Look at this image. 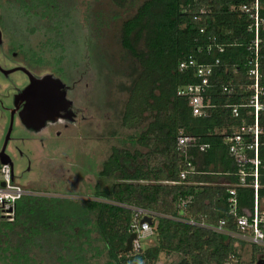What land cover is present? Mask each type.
Here are the masks:
<instances>
[{"label": "trees", "instance_id": "obj_1", "mask_svg": "<svg viewBox=\"0 0 264 264\" xmlns=\"http://www.w3.org/2000/svg\"><path fill=\"white\" fill-rule=\"evenodd\" d=\"M54 1L14 0L13 5L26 17L35 14L44 19L57 6ZM252 1L144 0L122 22L120 45L129 57L131 73L121 125L136 127L151 119L144 131L132 136L148 151L142 154L137 149L130 152L113 146L97 172L99 179L111 180L110 184H96L92 196L210 225L224 218L225 228L237 231L227 202L228 189L234 187L238 213L252 214L254 188L238 184L239 167L225 143L226 136L241 122L231 116L225 104L241 103L250 94L240 86L245 88L252 82L247 62L254 35L249 30L252 20L240 7ZM260 14L264 16V0ZM212 37L222 46L221 51L216 46L207 51ZM189 54L200 63L219 59L206 89L214 106L201 116H194L187 97L177 94L179 87L198 82L193 68L177 67L178 61ZM258 55L264 85L263 43L259 44ZM222 85L233 86L237 92L229 97L222 92ZM239 111L246 112L245 108ZM259 124L262 133L257 173L263 184L256 195L257 206L263 210L264 110L259 114ZM179 133L198 135L209 144L205 152L190 151L198 173L188 174L183 180L179 171L185 165L175 149ZM156 152L160 159L153 157ZM246 168L251 170L252 166ZM210 171L225 173L226 183L214 182ZM246 179L251 184L253 176ZM183 199L189 200L185 209L178 206ZM130 222L129 210L107 202L24 196L16 203L15 220H0V264H98L102 254L108 259L101 264H155L162 252L175 253L177 264H228L238 257L235 239L230 236L166 217L152 222L154 234L143 242L140 252H127L124 247Z\"/></svg>", "mask_w": 264, "mask_h": 264}, {"label": "rangeland", "instance_id": "obj_2", "mask_svg": "<svg viewBox=\"0 0 264 264\" xmlns=\"http://www.w3.org/2000/svg\"><path fill=\"white\" fill-rule=\"evenodd\" d=\"M143 1L55 0L57 6L50 10V17L42 19L35 14L26 17L20 7L10 10L8 5L15 4L14 0H0L9 9L6 24L22 43V49L32 47L42 55L37 69L51 72L71 87L67 94L83 116L80 121L48 125L40 131L23 128L35 135L34 139L9 141L7 150L14 161L15 181L28 187L34 196L82 203L100 199L91 194L96 184H110L109 180L99 179L97 172L113 147L110 120L118 128L115 121L127 100L131 73L129 57L120 45L119 29ZM19 127L16 122L12 136ZM238 256L230 264H255L250 244L243 242ZM107 259L102 254L97 263ZM178 260L175 253L162 252L155 264H176Z\"/></svg>", "mask_w": 264, "mask_h": 264}, {"label": "built area", "instance_id": "obj_3", "mask_svg": "<svg viewBox=\"0 0 264 264\" xmlns=\"http://www.w3.org/2000/svg\"><path fill=\"white\" fill-rule=\"evenodd\" d=\"M261 0H253L250 4H243L240 10L246 12L252 20L249 30L253 33L251 45L249 47L251 56L248 59V76L252 80L251 84L240 90L249 91L250 94L243 98L241 103H227L225 104L230 108L231 116L241 119V122L236 125L232 131L226 136L225 143L227 150L234 162L238 165L239 169L236 173L238 177V184L252 185L254 188V208L252 214H239L237 209V198L234 187L228 189L229 196L227 202L229 204L228 214L232 216L233 221L237 226V233L242 238L246 239L251 244L264 246V209L260 210L257 206L256 191L259 185L263 184L258 179L257 168L260 164L258 158V141L262 133V127L259 124V114L264 110V85L261 84V72L259 69V44H264V16L260 14ZM263 36V37H262ZM216 46L221 51L222 46L216 43V38H210L207 44V51ZM219 64V59L216 58L212 63H200L195 59L192 54L178 61V69L184 70L193 68L195 70L198 82L195 84H186L177 90L178 95L187 97V103L190 107L191 113L194 116L204 115L206 109L213 107L210 103V98L206 95V89L210 86L213 68ZM222 92L226 93L229 97L237 92L236 88L229 85H222ZM245 108L246 112L240 113L239 109ZM209 147L207 142H204L198 135L179 133L176 137L175 149L179 152L183 159L184 168L179 171L180 179H185L188 174L196 173L194 165L190 160V151L197 150L205 152ZM253 155H249V152ZM247 165L252 166L251 170L246 168ZM247 176H253L252 183H247ZM0 220L5 222H13L16 217V203L24 196H34L33 191L24 188L19 183L11 179V172L9 164L2 163L0 166ZM101 199V198H100ZM90 198L88 200H102ZM107 203L115 204L123 207L131 212V222L129 224V233H134V238L131 243L130 252H140L143 248V242L154 234L153 219L162 216L148 208L106 200ZM110 201V202H108ZM105 202V201H102ZM189 200L183 199L179 202L178 206L181 209L187 207ZM150 218V223L143 220V218ZM181 219V218H178ZM186 224L195 226H204L203 222L195 221L191 218H186ZM226 219L221 218L216 224L209 226L210 229L216 232H224ZM232 233V231H231ZM233 258V256H230Z\"/></svg>", "mask_w": 264, "mask_h": 264}, {"label": "flooded vegetation", "instance_id": "obj_4", "mask_svg": "<svg viewBox=\"0 0 264 264\" xmlns=\"http://www.w3.org/2000/svg\"><path fill=\"white\" fill-rule=\"evenodd\" d=\"M8 6L10 10L17 7L13 4ZM9 9L0 3V166L2 161L9 164L11 179L15 181L14 161L7 150L11 139L26 142L35 137L27 134L26 130L40 131L48 125L58 123L68 125L82 120L83 116L74 99L68 96L67 92L71 87L67 84L51 88V97L60 99L54 104L56 114L53 117L41 123L33 116L41 117V114L32 112V109L29 110L28 118L25 116L27 107H34L36 99H39V92H46L49 88L42 85L39 91H35L34 84H39L42 77L51 72L37 69V64L42 61V55H37L32 47L23 50L22 43L18 42L12 29L8 28L5 17ZM16 122L20 127L18 133L12 136ZM23 128L26 130H22Z\"/></svg>", "mask_w": 264, "mask_h": 264}, {"label": "crops", "instance_id": "obj_5", "mask_svg": "<svg viewBox=\"0 0 264 264\" xmlns=\"http://www.w3.org/2000/svg\"><path fill=\"white\" fill-rule=\"evenodd\" d=\"M123 107H124V105H123ZM111 111H110V113H111ZM146 114L147 113H143V115H146ZM122 115H123V109H121V113L119 114V116L117 117V120L115 121L118 128H115L114 121L110 120V125L113 126V128L110 130V146L111 147L112 146L120 147V148H123V150H127L130 152H133L134 150L137 149L142 154H145L148 151V148H146L142 145L136 144L135 141L132 139V136L139 134L141 131H144L147 128L148 123L151 121V119L143 120L140 123V125H138L136 127H125V126L121 125ZM110 151H111V148H110ZM153 157L155 158V160H157V158L160 159L159 154L157 152L154 153ZM154 164H155V162H154ZM210 174L212 175L214 182L219 183V184L226 183L225 173L211 172ZM140 182L146 183L148 181L141 180ZM150 210H152V209H150ZM153 211H155V210H153ZM155 212L162 214V216H158V217H166V218H170L172 220L183 222V223L187 220L186 218H183V217L169 216V215H166V214L158 212V211H155ZM158 217L154 218L153 221H155ZM178 218H181V219H178ZM198 222H202V221H198ZM203 223L205 224L204 226H197V227L212 230L209 228V226H211L210 224H207L205 222H203ZM217 233L226 234V235L230 236L231 238L235 239L234 244L236 247L237 254H238L239 246L242 245L243 242H244V244L245 243H247L248 245L250 244L251 252L254 255V259H255V264H257L256 260L258 261V259H260V260L262 259V262H264V254L260 251V250L264 251V246H258L255 244H251L246 239L242 238V236L239 233H237L235 231H232V233H231V230H228V229L225 230L224 232H217ZM253 245H255L257 248L255 251L253 250ZM237 259H239V256L237 257ZM176 264H177V262H176ZM228 264H230V263H228Z\"/></svg>", "mask_w": 264, "mask_h": 264}, {"label": "water", "instance_id": "obj_6", "mask_svg": "<svg viewBox=\"0 0 264 264\" xmlns=\"http://www.w3.org/2000/svg\"><path fill=\"white\" fill-rule=\"evenodd\" d=\"M40 83H35L34 84V89L35 91H39L40 88H42L43 86H47L49 87L47 89V91H43L42 93L39 92V99H36L37 101L34 103V107L29 108L27 107V109L25 110V116L28 118V116L30 115L29 110L32 109V112H35L36 114H41V117L37 116V115H33L34 117H36L38 119V121L44 122L48 119H50V117L48 116V113H52L54 110V104L60 99L58 98H54L51 97V88L52 87H59L64 85V83H62V81L53 76L52 74H46L42 77V79L39 81ZM43 85V86H42ZM48 93V94H47ZM44 95V97H41V95ZM59 107V104H58ZM44 114V116H43ZM36 122V120H34ZM26 122V121H25ZM40 123V125H42ZM28 124V123H27ZM1 163H5L4 161H2ZM0 185H4L3 182H0ZM143 220L147 221L150 223V218L145 217L143 218ZM134 233H130L126 239V243H125V247H124V251L130 252L131 251V243H132V239L134 238ZM257 264H264V262H261L260 259H258Z\"/></svg>", "mask_w": 264, "mask_h": 264}, {"label": "bare ground", "instance_id": "obj_7", "mask_svg": "<svg viewBox=\"0 0 264 264\" xmlns=\"http://www.w3.org/2000/svg\"><path fill=\"white\" fill-rule=\"evenodd\" d=\"M54 114H56V109H54V111L52 113H48V116L51 118L54 116Z\"/></svg>", "mask_w": 264, "mask_h": 264}]
</instances>
